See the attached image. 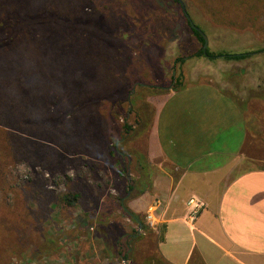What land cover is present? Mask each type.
I'll use <instances>...</instances> for the list:
<instances>
[{
	"label": "rangeland",
	"instance_id": "rangeland-1",
	"mask_svg": "<svg viewBox=\"0 0 264 264\" xmlns=\"http://www.w3.org/2000/svg\"><path fill=\"white\" fill-rule=\"evenodd\" d=\"M215 6L222 8L219 4ZM70 13L79 18H93L97 15L103 19L112 14L115 19L120 20L122 27H141L137 30L138 35L142 34L141 41H147L155 47L150 49L152 58L156 57L158 61L153 66L146 59L141 47H126L124 52L117 49L110 51L107 55L113 61L111 68L114 73L111 82H96L94 91L87 92L97 101L123 81L165 87L169 92L175 87L178 78L184 86L212 81L226 92L238 95L241 100L243 96L248 99L252 93L257 95L259 85L264 90V53H261L264 51V33L253 27L240 29L219 25L194 0H181V6L170 0H82L77 7L72 6ZM186 14L195 26L203 30L208 38V48L213 53H249L251 58L241 62H227L222 58L212 61L196 57L195 53L200 49L201 43L188 27ZM54 31L52 26L33 27L21 33L19 39H27L28 45H35L34 52H39V47L44 46L46 41L57 42L52 40L55 37ZM129 39L133 40L131 37ZM21 41L18 40L19 44ZM67 41L73 43L74 39L66 38ZM52 49L53 45H49L46 50ZM91 49L95 53L99 52L97 45L92 44L86 53ZM89 56L92 57L93 53ZM121 57L124 58L123 61ZM178 58H185V62L177 64ZM22 62L21 67L25 69L21 71L18 62L15 74L19 83L28 76L32 77L36 70ZM38 69L40 70L39 66ZM39 70L35 75H40L43 79L39 81L41 90L38 97V94L33 96V89L22 88L19 83L16 91L19 98L29 94L30 100L33 96L32 103H43L37 108L42 114H37L35 119L36 122H41V130H38V135L35 134L32 140L40 149H50L54 153L50 159L48 152L42 151V154H36L39 157L34 163L22 160L8 168L6 187H0V210L9 212L10 215L1 214L3 222L0 229L9 230L12 240L5 241L7 244L0 253V264H147L145 256L149 253H153V256L149 255L156 259L159 257L157 248L160 226L156 230L148 226L145 229L144 216L145 224L143 223L144 228L141 229L139 224L134 223L117 208L118 197L124 194L125 187L136 178V173L133 170L128 171L127 184L118 176L116 167L106 152L107 145L110 144L106 141L109 134L114 129L118 131L126 120H135L134 115H127L134 106L126 104L116 116L117 112L110 113L108 104L102 99L86 105L75 115L62 118L70 103H75L77 99L69 98L70 90L65 83L61 84L52 74H39ZM172 75L175 79H172ZM136 91L137 87L130 93V97L135 98V105L146 101L156 113L164 95L151 96L149 93L144 95ZM78 94L81 92L78 91ZM252 120L253 117L249 119L250 122ZM0 128L5 127L0 125ZM100 143H106L103 149L102 146L99 149ZM78 145H82L84 150L80 151ZM77 162L84 163L80 172ZM37 179H41L44 184L46 198L19 201L17 206L15 194L26 198L24 194ZM68 188L83 194L81 206L70 212L52 204ZM43 200L47 201L43 203ZM101 221L107 222V228L116 240L125 242L128 235L133 236V260L116 256L113 248L105 244L100 235ZM51 235L61 238L62 248L53 256H48L41 253L39 247L45 237Z\"/></svg>",
	"mask_w": 264,
	"mask_h": 264
},
{
	"label": "trees",
	"instance_id": "trees-1",
	"mask_svg": "<svg viewBox=\"0 0 264 264\" xmlns=\"http://www.w3.org/2000/svg\"><path fill=\"white\" fill-rule=\"evenodd\" d=\"M170 1L181 6L178 0ZM194 1L219 25L240 29L253 27L258 32L264 33V0ZM81 2L82 0H0V125L19 132H10L5 128H0V187H6L8 168L11 164L22 160H29L34 163L35 159L39 157L36 154H42V151L48 152L51 159L54 153L50 149H40L39 145L32 140L35 134L38 135V130H41V122H36L35 119L37 114H42V111L37 110V108L43 103L34 104L31 101L33 96L37 95L38 92L40 93L39 90H41L39 81L43 77L35 75L39 70V66V74L54 75L61 84L65 83L68 86L70 90L69 98L71 100L77 99L75 103H70L68 111L64 113L62 118L75 115L86 105L94 104L102 99L108 104L107 107L110 113L115 114L117 112L116 116L120 114L126 104L134 106L131 111H128L127 115H134L135 120L133 122L126 120L118 131L114 129L109 134L106 141L110 144L107 145L106 152L110 161L116 167L118 176L124 179L127 184L129 183L128 171L133 170L136 173V178L125 187L124 194L118 197L117 208L134 223L145 224L144 216L134 213L128 207V202L146 194L152 188V170L145 152L156 113L152 105L146 101L141 102L140 105H135V98L130 97V93L136 87V93H143L144 95L149 93L151 96L165 95L169 91L165 87L123 81L98 101L94 97H90L91 95L87 92L94 91L96 82H111L113 78L114 73L111 68L113 61L107 55L113 49L124 52L126 47L130 49L141 47L151 65L158 61L156 57L152 58L151 56V50L155 48L154 45L147 41H141L142 34L138 35L139 31L137 32L141 27H122L120 26V20L115 19L112 14L106 15V19L97 15L93 18L85 16L79 18L72 15L70 13L72 6L77 7ZM215 4H219L222 8L216 7ZM185 21L193 35L201 43L200 49L195 53L196 57L207 58L212 61L222 58L227 62H241L251 58L252 55L249 53L215 54L210 48L204 50L205 40L203 36L191 25L186 16ZM49 26L54 28L55 37L52 40L57 42L49 43L47 38L48 42L46 41L44 46L39 47V52H34L35 45H28L27 39L24 41L19 39L20 34L27 29ZM197 27L199 28V26ZM129 37L133 40L131 41ZM66 38L74 39L73 43L66 42ZM18 40L22 43L19 44ZM92 44L97 45L99 52L95 53L91 49L89 53H86L92 47ZM49 45H53L51 51L46 50ZM163 50L162 52H164ZM90 53H93L92 57L89 56ZM23 60L25 62H22ZM123 60L124 58L121 57V61ZM29 61L30 63H28ZM18 62H20L21 71L25 69V67L22 69L21 62L24 65L28 64L30 68L33 67L32 70L36 69L34 75L32 77L28 76L22 83L16 81L15 76L18 70ZM184 62L185 58L176 60L177 64H183ZM87 79H89V82ZM172 79H175L173 75ZM18 83L21 84L22 88L33 89L31 100L29 94L22 95L19 98L18 91H16ZM79 87L84 88L85 92L82 88L77 89ZM184 87L181 79L178 78L172 90L178 91ZM78 91L81 94H78ZM38 96L39 94L36 97ZM71 136L73 137V135ZM59 144H61L60 141ZM105 144L100 143L99 149L101 146L103 149ZM78 148L80 151L84 150L82 145H78ZM83 165V162H77L79 172ZM26 193L24 194L26 198L21 194H15L17 206L19 201H36L46 198V191L41 179H37L34 185L27 189ZM82 200L83 194L81 192L68 188L64 194L57 196L52 204L70 212L80 207ZM46 201L43 200L42 202L45 203ZM20 211L21 208L18 209V212ZM1 214L9 216L10 213L0 210V225L3 222ZM100 224L102 225L100 235L105 244L113 248L115 255L122 257L124 260H130L131 258L133 260V236L128 235L127 240L121 242L113 238L112 233L107 228V222L101 221ZM145 229H147L146 224ZM102 232L104 234H101ZM11 237L9 230L2 231L0 229V253L5 250L3 249L4 245L7 244L5 241L12 240ZM60 241V237L47 236L40 244L39 251L48 256H53L62 248ZM146 262L147 264H167L163 262L160 256L156 259L150 258Z\"/></svg>",
	"mask_w": 264,
	"mask_h": 264
},
{
	"label": "crops",
	"instance_id": "crops-1",
	"mask_svg": "<svg viewBox=\"0 0 264 264\" xmlns=\"http://www.w3.org/2000/svg\"><path fill=\"white\" fill-rule=\"evenodd\" d=\"M261 88L248 99L242 90L241 100L209 81L160 97L145 152L152 188L128 207L146 216L154 203L162 205L157 253L163 262L264 264ZM192 198L205 204L194 221Z\"/></svg>",
	"mask_w": 264,
	"mask_h": 264
},
{
	"label": "built area",
	"instance_id": "built-area-1",
	"mask_svg": "<svg viewBox=\"0 0 264 264\" xmlns=\"http://www.w3.org/2000/svg\"><path fill=\"white\" fill-rule=\"evenodd\" d=\"M190 213H189V219L191 221H194L199 216L201 210L204 209L205 204L202 203L200 200L196 198H192L189 203ZM160 202L154 203V205L149 209L147 215H146V224L149 228L156 230L160 224L158 219V211L161 208Z\"/></svg>",
	"mask_w": 264,
	"mask_h": 264
},
{
	"label": "water",
	"instance_id": "water-1",
	"mask_svg": "<svg viewBox=\"0 0 264 264\" xmlns=\"http://www.w3.org/2000/svg\"><path fill=\"white\" fill-rule=\"evenodd\" d=\"M180 3H181V0H178ZM183 10H184V12H185V7L183 6ZM186 13V12H185ZM186 17H187V19L191 22V25L199 32V33H201V35L203 36V38H204V40H205V45H204V50H207V48H208V38H207V36L199 29V28H197L194 24H193V22L191 21V19H190V17L186 14ZM261 53H264V51H262ZM139 225H140V228L141 229H143L144 228V224L143 223H139Z\"/></svg>",
	"mask_w": 264,
	"mask_h": 264
}]
</instances>
